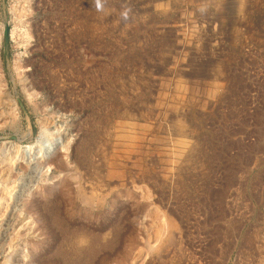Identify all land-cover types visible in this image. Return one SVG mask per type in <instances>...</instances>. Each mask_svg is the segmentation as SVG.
<instances>
[{"label": "rangeland", "instance_id": "374dc122", "mask_svg": "<svg viewBox=\"0 0 264 264\" xmlns=\"http://www.w3.org/2000/svg\"><path fill=\"white\" fill-rule=\"evenodd\" d=\"M0 246L264 264V0H0Z\"/></svg>", "mask_w": 264, "mask_h": 264}, {"label": "bare ground", "instance_id": "6f19581e", "mask_svg": "<svg viewBox=\"0 0 264 264\" xmlns=\"http://www.w3.org/2000/svg\"><path fill=\"white\" fill-rule=\"evenodd\" d=\"M28 80V77L25 79V81H27ZM170 84V83H169ZM172 84V83H171ZM25 86H27V85H25ZM172 86V85H171ZM168 87V86H167ZM172 95V94H171ZM210 96V95H209ZM5 98V97H4ZM10 98V97H9ZM163 98V97H162ZM3 99V98H2ZM167 99V98H166ZM180 100V99H179ZM194 106V105H193ZM129 110V109H128ZM177 110V109H176ZM124 111H126V110H124ZM182 111V110H181ZM168 112V111H167ZM133 113V112H132ZM166 115V114H165ZM179 115V114H178ZM131 117V116H130ZM134 117V116H133ZM183 117V116H182ZM185 118V117H184ZM188 121V120H187ZM173 126H174V128H173ZM143 128V127H142ZM172 128L173 129H175V132L179 135L180 134V136H183V137H186V136H188V134H189V132H190V129H189V127L187 126V124L183 121V120H178L177 122H175L174 123V125H172ZM133 131V130H132ZM137 132V131H136ZM136 132H134V133H136ZM192 132V131H191ZM169 133V132H168ZM191 134V133H190ZM131 136H132V134H131ZM191 136V135H190ZM137 137V136H136ZM157 137V136H156ZM142 138H144V137H142ZM168 138V137H167ZM136 139V138H135ZM189 139V138H188ZM143 140V139H142ZM157 140V139H156ZM182 141H185V140H183V139H181ZM166 141V140H165ZM178 141H180V139L178 140ZM190 142V141H189ZM179 143V142H178ZM180 143H182V145L183 146H188L189 144H187L186 142H181L180 141ZM161 144H163V143H161ZM175 144V143H174ZM176 144H177V141H176ZM164 145V144H163ZM171 145V144H170ZM181 144H177V146H182ZM155 146V145H154ZM186 146V147H187ZM182 148V147H181ZM181 148H179V150L181 149ZM184 149H185V147H183ZM188 148V150L190 149V146H188L187 147ZM186 148V149H187ZM137 149V148H136ZM184 149H181V153L179 154L178 153V157H180V158H184L185 157V155H184V153H186V151H184ZM191 149H192V147H191ZM168 150V149H167ZM193 150V149H192ZM52 151V150H51ZM156 151V150H155ZM183 151H184V153H183ZM169 152V151H168ZM178 152V151H177ZM188 152V151H187ZM190 152H191V150H190ZM192 153V152H191ZM200 153V152H199ZM46 154V153H45ZM194 154V153H193ZM186 155H188V154H186ZM191 155V154H190ZM189 155V156H190ZM48 156V155H47ZM59 156V155H58ZM184 156V157H183ZM49 157V156H48ZM191 157V156H190ZM188 158L189 157H187L186 158V161L188 160ZM49 159V158H48ZM59 160V159H58ZM184 161H185V159H183ZM45 161V160H44ZM57 161V160H56ZM168 161V160H167ZM191 161V160H190ZM46 162V161H45ZM178 162H179V160H178ZM57 163H59V162H57ZM66 163V162H65ZM69 163V162H68ZM182 163V162H181ZM192 164V163H191ZM60 165V164H59ZM66 165V164H65ZM69 165V164H68ZM68 165H66V166H68ZM137 165V164H136ZM180 165V164H179ZM61 166V165H60ZM181 166V165H180ZM138 167H140V166H138ZM66 168V167H65ZM120 168V167H119ZM119 168H117L116 166H114V167H111V169H110V171H109V178H117V179H122V178H124V171L122 170V169H119ZM122 168V167H121ZM141 168H142V166H141ZM140 168V169H141ZM127 169V168H126ZM177 169V168H176ZM175 169V170H176ZM182 169V168H181ZM62 170V169H61ZM139 171V170H138ZM13 172V171H12ZM63 172V171H62ZM140 172H141V170H140ZM182 172V171H181ZM9 174V173H8ZM10 175H11V173H10ZM169 175V174H168ZM13 176V175H12ZM138 177V176H137ZM145 177H146V175H145ZM172 177V176H171ZM11 178V177H10ZM4 180V179H3ZM76 180H77V178H76ZM136 180H137V178H136ZM71 181V180H70ZM141 181V180H140ZM116 182V181H115ZM118 182H120L119 180H118ZM142 182V181H141ZM140 182V183H141ZM160 182V181H159ZM78 183V182H77ZM112 183V182H111ZM4 184V183H3ZM106 184V183H105ZM118 184V183H117ZM144 184V183H143ZM7 185V184H6ZM75 185V184H74ZM100 185V184H99ZM113 185V184H112ZM121 185V184H120ZM124 185V184H123ZM128 185V184H127ZM111 186V185H110ZM125 186V185H124ZM82 187V186H81ZM106 187V186H105ZM74 188V187H73ZM85 188V187H84ZM3 189V188H2ZM5 189V188H4ZM77 189V187L75 188V190ZM82 189V188H81ZM86 189V188H85ZM84 189V190H85ZM78 191V190H77ZM4 193V192H3ZM84 193V194H83ZM78 194V193H77ZM80 194V193H79ZM82 194L83 195H86V193L85 192H82ZM113 194V193H112ZM4 196V195H3ZM71 196H72V193H71ZM71 196H69V197H71ZM79 197V196H78ZM80 198V197H79ZM92 198H93V196L91 197V199L90 198H88V197H84L83 196V198H82V202L84 203V204H87V205H92L91 204V202H93L92 201ZM71 201V200H70ZM81 201V200H80ZM81 202V203H82ZM107 203V202H106ZM105 205H107V204H105ZM25 208H26V206H25ZM88 211V210H87ZM30 230V229H29ZM26 231V230H25ZM25 233V232H24ZM67 235V234H66ZM70 235V234H69ZM17 237V236H16ZM19 237V236H18ZM17 237V238H18ZM77 237V236H76ZM25 239V238H24ZM35 239V238H34ZM33 239V240H34ZM14 241V240H13ZM18 241V240H17ZM70 241V240H69ZM72 241H74V240H72ZM71 241V242H72ZM77 241H79V239L77 240ZM79 242H81V241H79ZM70 243V242H69ZM75 242H73V244H74ZM83 244V243H82ZM72 246V245H71ZM75 246H78V244L77 245H75ZM1 247V246H0ZM75 248H77V247H75ZM74 248V249H75ZM12 249V248H11ZM27 256V255H26ZM25 258V257H24ZM27 258V257H26ZM12 259V258H11ZM14 261V260H13ZM12 262V261H11ZM15 263V262H14ZM18 263V262H17ZM22 263V262H21ZM5 264V263H4Z\"/></svg>", "mask_w": 264, "mask_h": 264}]
</instances>
